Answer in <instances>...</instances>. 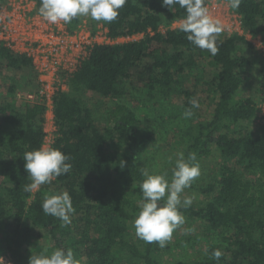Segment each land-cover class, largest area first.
<instances>
[{
    "label": "trees",
    "instance_id": "16d2710c",
    "mask_svg": "<svg viewBox=\"0 0 264 264\" xmlns=\"http://www.w3.org/2000/svg\"><path fill=\"white\" fill-rule=\"evenodd\" d=\"M31 1L38 13L40 0ZM161 2L127 0L114 21L101 22L111 40L141 38L95 45L65 77L66 89L53 100L57 133L51 147L69 156L72 168L35 192L24 191L31 181L23 155L42 147L45 107L17 97L38 90L37 75L29 58L0 43V253L11 264H27L40 239L53 251L71 248L80 264H157L160 247L133 236L142 157L156 136L138 115L145 108L158 114L167 104L183 118L193 98L200 107L193 109L185 158L195 153L198 162L214 144L221 163L206 186L194 181L190 187L210 199L180 209L214 240L192 264H264V128H251L257 104L264 102V57L244 35L264 44V0H241L231 8L244 34L222 31L215 56L172 27L185 10ZM6 5L0 0V10ZM81 25L78 17L64 28L73 33ZM85 26L95 32L97 22L89 19ZM205 66L215 76L204 77ZM123 98L131 105L102 102ZM65 191L75 210L69 224L42 211L46 196ZM217 249L219 262L211 257Z\"/></svg>",
    "mask_w": 264,
    "mask_h": 264
},
{
    "label": "clouds",
    "instance_id": "9594fccd",
    "mask_svg": "<svg viewBox=\"0 0 264 264\" xmlns=\"http://www.w3.org/2000/svg\"><path fill=\"white\" fill-rule=\"evenodd\" d=\"M127 0H40L38 15L48 24L71 23L78 17H87L96 22L111 23L119 15ZM230 7L238 9L241 0H229ZM178 5L185 10L179 30L186 34V39L194 46L207 50L215 56L219 49L217 39L223 31L219 20L210 15L205 0H162L161 7L171 10ZM191 107L182 113L184 119H191L193 109L200 107L199 101L193 98L189 101ZM71 158L59 149L51 146L25 152L23 155L24 171L30 178V183L24 186L25 192L39 189L50 183L55 177L70 172ZM167 161L173 164L171 176L168 173L150 174L148 169H141L144 177L140 184L141 199L139 211L132 221V228L138 239L146 244L156 243L160 248L166 247L173 233L185 223L180 209L188 208L193 203V197L183 196L185 189L200 176V165L196 162L195 153H189L187 158L183 152H177L175 159L168 156ZM121 167L124 162L121 161ZM42 211L46 215L58 218L64 224H69L70 215L75 211L68 192L46 196L42 203ZM220 250L211 252V257L219 262ZM28 264H80L71 248L65 250L58 247L51 254L31 255Z\"/></svg>",
    "mask_w": 264,
    "mask_h": 264
},
{
    "label": "built area",
    "instance_id": "2783aa9c",
    "mask_svg": "<svg viewBox=\"0 0 264 264\" xmlns=\"http://www.w3.org/2000/svg\"><path fill=\"white\" fill-rule=\"evenodd\" d=\"M33 8L34 3L31 0H7L6 7L0 10V43L16 54L25 55L31 61L39 88L18 97L29 104L45 107L42 147H48L57 133L53 100L58 92L66 89L65 77L77 70L95 45L129 41L136 36L111 40L103 26L91 32L85 23L73 33H68L63 22L48 24L38 13H32ZM226 15L229 23L225 25L224 32L244 34L241 18L233 12L229 2ZM244 35L253 46L258 44L260 48L264 47L260 37L252 38L247 33ZM256 119L259 126L264 128V102L257 107ZM2 263L11 264L7 253L0 257V264Z\"/></svg>",
    "mask_w": 264,
    "mask_h": 264
},
{
    "label": "rangeland",
    "instance_id": "374dc122",
    "mask_svg": "<svg viewBox=\"0 0 264 264\" xmlns=\"http://www.w3.org/2000/svg\"><path fill=\"white\" fill-rule=\"evenodd\" d=\"M227 3L228 0H208L206 5L210 15L220 21L223 31L225 30V25L229 23L226 15ZM89 19L90 18L82 17V22L86 24ZM178 22H175L172 27H179ZM96 27H102V23L97 22ZM161 31L164 32L165 29L162 28ZM139 38L141 37L136 36L134 39ZM254 45L255 53L261 58L264 57V47L260 48L258 44ZM260 63H262V61H260ZM202 71L206 78L215 76V71L210 66H205V69H202ZM1 79L2 75L0 74V85ZM25 93L26 92H18L17 97L18 95L23 97ZM260 96L264 98V86L263 93ZM102 102H105L109 107L114 106L116 102H124L129 106L131 105V102L127 99L125 100V98L121 100H102ZM262 103L263 102H259L257 106H260ZM163 106L164 110H161L158 114H154L152 109L149 110V108H145L138 115L139 119L153 130L156 135L154 142L145 151L142 157V167L143 169H148L150 174H162L167 172L170 178L173 164H170L166 158L168 156H173L175 159V154L177 152H183L186 148L188 138L187 131L192 125L193 117L191 119H184L181 117L175 118L173 108L167 104H163ZM154 116L156 118H154ZM258 126L257 119L254 118L251 128L254 130ZM198 163L200 165L201 174L195 180V186L204 187L207 183L212 181L221 163L217 147L212 144L210 155L201 157ZM36 190L33 191L35 192ZM183 196L193 197L192 205L204 204L210 199L208 196L202 195L197 189L193 188L185 189ZM184 218L185 223L173 233V237L167 243L166 247L160 248L157 255V264H192L201 259L205 255L207 246L214 242L212 238L208 239L204 237L199 221H192L186 217ZM133 236L136 237L135 232H133ZM31 251L32 255L41 253L49 255L53 252L51 244L44 239H40L32 244ZM4 254L5 252H1L0 257Z\"/></svg>",
    "mask_w": 264,
    "mask_h": 264
}]
</instances>
